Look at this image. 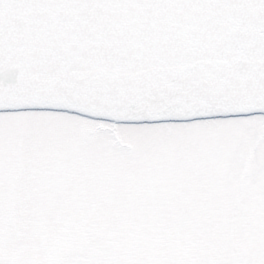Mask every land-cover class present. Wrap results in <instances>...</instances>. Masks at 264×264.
Masks as SVG:
<instances>
[{"label": "snow or ice", "instance_id": "obj_1", "mask_svg": "<svg viewBox=\"0 0 264 264\" xmlns=\"http://www.w3.org/2000/svg\"><path fill=\"white\" fill-rule=\"evenodd\" d=\"M0 264H264V0H0Z\"/></svg>", "mask_w": 264, "mask_h": 264}]
</instances>
